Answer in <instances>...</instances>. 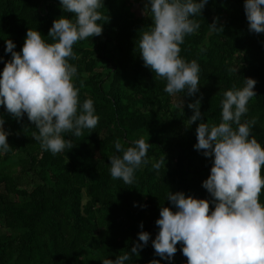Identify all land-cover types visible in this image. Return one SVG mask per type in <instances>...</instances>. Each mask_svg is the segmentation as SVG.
<instances>
[{"label": "trees", "instance_id": "obj_1", "mask_svg": "<svg viewBox=\"0 0 264 264\" xmlns=\"http://www.w3.org/2000/svg\"><path fill=\"white\" fill-rule=\"evenodd\" d=\"M142 1L103 0L99 11L109 19L98 22L102 34L73 45L76 59L68 62L77 72L72 82L80 104L93 101L99 121L79 137L64 134L72 149L55 155L43 150L32 137L38 129L27 116L18 120L0 105L10 145L6 153L0 150V264H102L103 259L130 253L142 230L150 239L125 264L154 259L186 264L180 243L169 261L156 255L152 239L160 208L175 211L167 200L169 191L212 200L202 187L212 159L194 148L199 121L188 124L192 109L187 104L200 99L201 122L219 124L223 93L242 88L247 77L255 79L257 95L242 122L256 118L251 136L264 147V33L249 31L244 0H208L201 15L192 17L200 28L185 36L180 57L200 66L199 92L193 96L166 93V81L144 66L138 44L152 24ZM61 15L72 14L63 12L59 0H0V71L11 59L6 39L19 52L30 29L52 43L47 34ZM214 17L223 30L209 34ZM238 63V73H230ZM140 138L150 144L148 163L135 170L133 185L113 179L109 158L122 156L115 143L127 148ZM163 157L165 167L154 169ZM259 202L264 205V188ZM213 207L210 203V210Z\"/></svg>", "mask_w": 264, "mask_h": 264}, {"label": "clouds", "instance_id": "obj_2", "mask_svg": "<svg viewBox=\"0 0 264 264\" xmlns=\"http://www.w3.org/2000/svg\"><path fill=\"white\" fill-rule=\"evenodd\" d=\"M145 2L152 27L141 34L138 44L144 66L166 81V93L193 96L199 92L200 66L195 60L186 62L180 57V45L186 35L200 28L192 17L201 15L208 0ZM59 5L72 15L53 20L47 34L53 42H46L37 30L28 29L17 52L14 42L6 39L5 52L11 53V59L0 71V105L18 120L26 115L38 129V134H32L34 140L53 155L74 147L64 138L65 133L79 137L83 129L94 130L98 124L93 101L79 102L78 89L72 82L77 69L68 59H76L75 43L101 35L103 29L98 22L109 19L99 11L104 7L103 0H59ZM244 12L249 31L264 33V0H244ZM217 19L208 24L209 34L222 32ZM240 67L238 63L229 72L238 73ZM255 84V79L247 77L242 88L233 87L223 93L219 124L201 122L200 99L187 104L192 109L188 124L199 121L194 148L212 159L210 173L202 181L212 200L169 191L167 200L175 211L160 208L155 221L158 232L152 239V247L161 258L172 260L180 243L186 264H264V205L259 202L264 188V147L251 136L256 118L242 122L250 99L257 95ZM3 125L0 118V150L6 153L9 133ZM149 146L143 138L127 148L117 141L115 148L122 156L109 158L111 177L133 185L135 170L148 163ZM162 165L165 167V157L152 167L159 170ZM210 203L214 206L211 210ZM137 235L139 242L133 244L130 253L114 260L103 259L102 264H125L130 254L138 256L150 235L143 230ZM149 264L159 261L154 259Z\"/></svg>", "mask_w": 264, "mask_h": 264}, {"label": "rangeland", "instance_id": "obj_3", "mask_svg": "<svg viewBox=\"0 0 264 264\" xmlns=\"http://www.w3.org/2000/svg\"><path fill=\"white\" fill-rule=\"evenodd\" d=\"M137 1V0H136ZM142 4H144V6L146 7V3H145V1L143 0L142 1ZM137 6H138V8L141 6L142 8H143V6L140 4V6H139V4H137ZM24 183H25V186L27 187V188H30L29 187V184L27 183V180L25 179L24 180ZM85 201V197L83 196V202ZM4 232V229L2 228V226H0V233H3Z\"/></svg>", "mask_w": 264, "mask_h": 264}]
</instances>
